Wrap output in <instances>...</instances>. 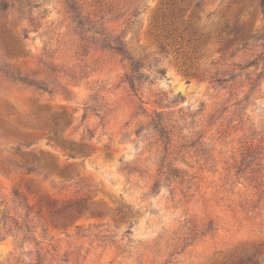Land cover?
I'll list each match as a JSON object with an SVG mask.
<instances>
[{"label": "rangeland", "instance_id": "1", "mask_svg": "<svg viewBox=\"0 0 264 264\" xmlns=\"http://www.w3.org/2000/svg\"><path fill=\"white\" fill-rule=\"evenodd\" d=\"M76 3L0 0V264H264L259 0Z\"/></svg>", "mask_w": 264, "mask_h": 264}, {"label": "trees", "instance_id": "2", "mask_svg": "<svg viewBox=\"0 0 264 264\" xmlns=\"http://www.w3.org/2000/svg\"><path fill=\"white\" fill-rule=\"evenodd\" d=\"M68 3V10L72 12L76 19H79L78 25L83 28L86 25L85 19H83L81 12L78 11L76 0H66ZM260 8L264 15V0H259ZM100 36L98 42L101 43L100 47L104 50H111L116 54L123 57V60L128 61L129 70L130 72L127 74V82L129 84L130 89L134 92L138 93V88L142 81L149 80V76L143 74L141 70L143 66L140 63V60H136L133 56L129 54L126 49V45L123 41L119 38H114L111 36H103L102 34L96 33ZM160 75H164V71H158ZM137 96V95H136ZM162 114L156 113V120H152V125L154 126L155 130L158 131L160 134L166 135L168 132V127L170 126V122L165 121L162 119ZM171 121V120H170ZM162 137V136H161ZM82 201H75V202H67L65 203L62 208L51 209V213L53 216H64L71 220H77L80 216L84 215V211H86ZM229 264H262L258 258L257 254L247 253L241 256L235 262H231Z\"/></svg>", "mask_w": 264, "mask_h": 264}]
</instances>
